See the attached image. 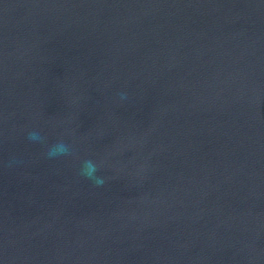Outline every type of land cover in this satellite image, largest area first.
Segmentation results:
<instances>
[{"label": "water", "instance_id": "obj_1", "mask_svg": "<svg viewBox=\"0 0 264 264\" xmlns=\"http://www.w3.org/2000/svg\"><path fill=\"white\" fill-rule=\"evenodd\" d=\"M0 264H264V0H0Z\"/></svg>", "mask_w": 264, "mask_h": 264}, {"label": "clouds", "instance_id": "obj_2", "mask_svg": "<svg viewBox=\"0 0 264 264\" xmlns=\"http://www.w3.org/2000/svg\"><path fill=\"white\" fill-rule=\"evenodd\" d=\"M29 137L30 139H39V135L35 132H30L29 133ZM69 151L68 149V146H66L65 144L63 143H60L58 145H56L50 152H49V155L50 156H55L57 154H63V153H67ZM95 169H96V166L93 162L91 161H86L85 162V165H84V168H83V172L85 175L87 176H92L93 173L95 172ZM98 183H102L101 180H97Z\"/></svg>", "mask_w": 264, "mask_h": 264}]
</instances>
